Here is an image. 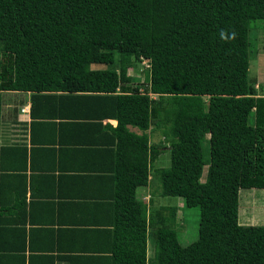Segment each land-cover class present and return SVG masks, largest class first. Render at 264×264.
<instances>
[{
  "label": "trees",
  "instance_id": "trees-1",
  "mask_svg": "<svg viewBox=\"0 0 264 264\" xmlns=\"http://www.w3.org/2000/svg\"><path fill=\"white\" fill-rule=\"evenodd\" d=\"M257 19L264 0H0V112L2 91L96 93L92 111L118 121L124 231L111 264H264V225L238 221L239 190L264 188V96L249 82ZM142 58L148 77L130 84L128 68ZM62 96L48 95L46 116L35 117L33 94V119L61 117ZM128 125L153 126L168 143L149 144ZM164 150L170 164L152 170ZM151 170L158 193L198 207L199 221L197 238L181 245L175 207H164L147 257L146 207L135 190ZM6 227L0 204V264H54L53 252L26 255L24 238L7 246Z\"/></svg>",
  "mask_w": 264,
  "mask_h": 264
},
{
  "label": "crops",
  "instance_id": "crops-1",
  "mask_svg": "<svg viewBox=\"0 0 264 264\" xmlns=\"http://www.w3.org/2000/svg\"><path fill=\"white\" fill-rule=\"evenodd\" d=\"M33 94L35 113L40 114L35 117L46 116L48 95L69 97L57 106L62 116L52 121L33 119ZM77 94L81 93L1 92L0 204L7 226L5 244L18 245L24 238L26 255L30 250L53 252L54 264H111L113 246L124 231L118 208L120 140L114 129L118 121L100 115L99 106L92 111L91 94L103 95ZM127 127L138 135L147 133L149 144L168 143L153 126L146 131ZM152 170L148 183L135 190L136 199L146 207L147 257L153 256L155 232L166 207L157 202Z\"/></svg>",
  "mask_w": 264,
  "mask_h": 264
},
{
  "label": "rangeland",
  "instance_id": "rangeland-1",
  "mask_svg": "<svg viewBox=\"0 0 264 264\" xmlns=\"http://www.w3.org/2000/svg\"><path fill=\"white\" fill-rule=\"evenodd\" d=\"M249 41V82L257 88L258 95L264 96V21L255 20L250 22L248 35ZM118 62V55L116 56ZM102 68H113V65L101 66ZM92 68H100L99 65H92ZM148 62L140 60L134 62L128 68L130 84L143 83L148 77ZM137 81V82H136ZM6 99L5 95L3 96ZM206 98V97H205ZM161 132L160 130H158ZM158 133V132H157ZM161 137V135H159ZM204 152H207V142H203ZM170 164L169 152L164 150L159 161L155 165L166 167ZM207 167L204 166L202 179L205 177ZM159 187V180L154 181ZM157 202L164 206H174L175 215L172 228L176 230L178 241L181 245H188L197 238L199 221L198 207L187 208L180 197L161 196L156 192ZM170 213L165 210L162 214ZM170 215V214H169ZM238 221L245 225H264V188H247L239 190Z\"/></svg>",
  "mask_w": 264,
  "mask_h": 264
},
{
  "label": "clouds",
  "instance_id": "clouds-1",
  "mask_svg": "<svg viewBox=\"0 0 264 264\" xmlns=\"http://www.w3.org/2000/svg\"><path fill=\"white\" fill-rule=\"evenodd\" d=\"M220 35H221V37L224 38V39H228V38H230V37L228 36V34H227L225 31H223V30L221 31ZM232 35L234 36L235 34L233 33ZM142 60H145V59L142 58ZM148 67H149V63H148Z\"/></svg>",
  "mask_w": 264,
  "mask_h": 264
}]
</instances>
